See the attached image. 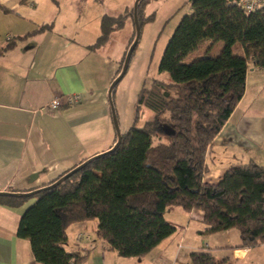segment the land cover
<instances>
[{
	"label": "trees",
	"instance_id": "obj_1",
	"mask_svg": "<svg viewBox=\"0 0 264 264\" xmlns=\"http://www.w3.org/2000/svg\"><path fill=\"white\" fill-rule=\"evenodd\" d=\"M147 1L139 4L141 26L154 20V15L142 18ZM236 1L190 0V12L160 62V74L170 80L153 81L138 97L137 120L142 108L152 111L154 120L143 127L136 122L122 134L115 150L101 154L58 187L34 196L36 202L21 217L17 236L30 242L36 261L80 264L83 256L66 252L67 230L89 221H97L98 238L120 257L142 259L176 232L165 217L172 208L203 212L202 234L237 230L239 248L264 244V167L255 162L235 165L219 183L204 181L207 155L245 95L250 64L264 69V8L246 15ZM131 15L105 16L93 49L124 29ZM206 40L212 42L210 47L223 43L220 53L209 49L193 57ZM15 44L11 40L0 45V57ZM27 199L0 197V204L19 207ZM191 260L234 264L204 251L193 253Z\"/></svg>",
	"mask_w": 264,
	"mask_h": 264
},
{
	"label": "crops",
	"instance_id": "obj_2",
	"mask_svg": "<svg viewBox=\"0 0 264 264\" xmlns=\"http://www.w3.org/2000/svg\"><path fill=\"white\" fill-rule=\"evenodd\" d=\"M129 8L116 4L111 10L105 0H0V45L16 42L0 57V193L40 190L113 148L117 132L109 89L121 73L130 39L119 42V50L112 35L104 46L93 47L103 18ZM253 69L243 99L207 155L208 184L219 183L235 165L264 167V69ZM73 95L78 104L49 109L53 100ZM33 197L19 207L0 204V264H43L35 260L30 242L17 236ZM203 216L170 209L165 217L176 232L142 259L120 257L98 238L97 221L71 225L65 249L83 256L80 264H191V255L201 251L234 264H260L264 244L239 248L235 230L202 234Z\"/></svg>",
	"mask_w": 264,
	"mask_h": 264
},
{
	"label": "rangeland",
	"instance_id": "obj_3",
	"mask_svg": "<svg viewBox=\"0 0 264 264\" xmlns=\"http://www.w3.org/2000/svg\"><path fill=\"white\" fill-rule=\"evenodd\" d=\"M136 2L137 0H105L106 6L111 10L116 4L130 6L128 14L132 13V15L126 19L125 28L112 34L116 37L113 44V48L116 46V50H119V46H121L119 42L126 37L130 39L127 49H125L126 54L136 37L133 18ZM189 9L190 0H148L141 9L143 19L154 15V20L142 24L140 40L132 55L128 71L116 86L112 95L122 134L126 133L136 122L138 127H143L147 122L154 120V113L146 108L141 109L137 120L138 97L143 87H150L153 81L162 80L167 82L170 80L167 74H160V62L170 38L184 16L189 13ZM211 43L208 40L204 41L193 57L202 56L209 49L214 54L220 53L223 43L210 47ZM235 53L240 54L241 52L236 49ZM253 68L249 71H254ZM234 232V234H239L237 230ZM232 236L235 237V235ZM260 254L262 255L263 251ZM260 264H264V257L260 258Z\"/></svg>",
	"mask_w": 264,
	"mask_h": 264
},
{
	"label": "water",
	"instance_id": "obj_4",
	"mask_svg": "<svg viewBox=\"0 0 264 264\" xmlns=\"http://www.w3.org/2000/svg\"><path fill=\"white\" fill-rule=\"evenodd\" d=\"M143 0H137L135 7H134V23H135V28H136V37L135 40L133 42V44L131 45V47L129 48L125 60H124V64L122 67V71L119 74V76L114 80V82L112 83L110 89H109V103L111 106V111H112V117H113V122H114V126L117 132V143L115 144V146L112 148V150H115L121 143L122 141V133L121 130L119 128V123H118V117H117V113L115 110V106L113 103V99H112V93L114 91V89L116 88V86L121 82V80L125 77L127 71H128V67H129V63L131 61L132 55L139 43L140 40V36H141V25L139 22V15H138V11H139V4L140 2H142ZM111 151V150H110ZM98 157H100V155L95 156L93 158H90L89 160H87L86 162H84L82 165L78 166L77 168H75L74 170H72L71 172H69L68 174H66L65 176H63L62 178H60L57 182H55L54 184L44 187L40 190H36L34 192L31 193H26V194H16V193H8V192H3L0 193V197H25V198H29V197H33L36 196L38 194H40L43 191L46 190H50L53 188L58 187L60 184H62L64 181L70 179L71 177H73L74 175H76L77 173H79L82 169H84L85 167H87L88 165H90L95 159H97Z\"/></svg>",
	"mask_w": 264,
	"mask_h": 264
},
{
	"label": "built area",
	"instance_id": "obj_5",
	"mask_svg": "<svg viewBox=\"0 0 264 264\" xmlns=\"http://www.w3.org/2000/svg\"><path fill=\"white\" fill-rule=\"evenodd\" d=\"M246 15H251L264 8V0H237L235 2ZM80 102L79 96H68L64 100L55 99L51 102L49 109L51 111H56L63 106L76 105ZM82 236L79 237V240Z\"/></svg>",
	"mask_w": 264,
	"mask_h": 264
}]
</instances>
